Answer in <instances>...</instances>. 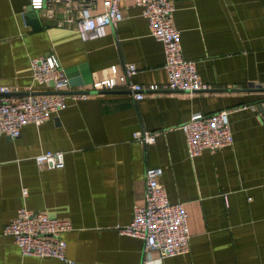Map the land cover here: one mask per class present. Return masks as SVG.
I'll list each match as a JSON object with an SVG mask.
<instances>
[{
    "label": "crops",
    "instance_id": "0c3cea01",
    "mask_svg": "<svg viewBox=\"0 0 264 264\" xmlns=\"http://www.w3.org/2000/svg\"><path fill=\"white\" fill-rule=\"evenodd\" d=\"M168 1L181 55L194 61L207 90L160 88L161 44L132 0H118L115 27L87 40L41 17L33 30L23 16L28 0H0V87L12 97L48 91L31 80L28 63L48 54L68 79L62 109L25 124L16 138L0 135V264H61L21 256L1 234L20 206L70 222L61 237L73 264H264V0ZM100 9L97 1L92 12ZM110 66L117 75L131 67L132 82L158 88L139 100L122 87L93 91L90 83ZM80 93L87 96L69 97ZM220 110L231 145L188 157L179 126L193 113ZM140 129L156 131L154 141L133 140ZM42 151H61L63 166L37 168L32 157ZM147 167L161 168L168 200L183 204L186 253L158 260L141 240L117 232L141 203Z\"/></svg>",
    "mask_w": 264,
    "mask_h": 264
},
{
    "label": "built area",
    "instance_id": "2783aa9c",
    "mask_svg": "<svg viewBox=\"0 0 264 264\" xmlns=\"http://www.w3.org/2000/svg\"><path fill=\"white\" fill-rule=\"evenodd\" d=\"M101 9L92 12L96 2ZM139 7L141 16L146 20L148 34L161 44L166 81L163 90L194 93L208 89L196 71L194 61L182 57L179 44V31L173 27V6L168 0H132ZM118 0H28V7L37 18L49 19L57 27L75 29L82 40L101 37L105 27L114 28L121 19L117 6ZM56 16H59L58 18ZM88 23L92 24L87 28ZM30 78L44 85L51 94H29L12 97L7 87H0V135L10 139L19 135L25 124L39 125L50 114L65 106V91L68 79L58 60L52 54L28 59ZM134 73L131 67H125L117 75L114 66L108 67V74L90 83L93 91L111 90L122 87L139 100L144 91H154L158 87H143L132 82L129 77ZM87 95H70L71 100L82 99ZM256 112L257 106H248ZM264 108V101L260 103ZM264 117V112H262ZM184 136L188 157H195L203 150H217L232 143L227 111L220 110L210 114L193 113L179 126ZM157 135L156 131L135 130L131 138L141 144H150ZM37 168L63 166L61 151H42L33 155ZM161 168L147 167L143 176L141 203H135L131 209V219L126 225L117 227L119 235L142 241L143 250H152L158 260L186 253L189 233L186 224V212L181 202H170L164 188L159 183ZM25 188L21 195L25 196ZM72 229L69 221L50 217L45 213L31 212L24 206L18 207L13 217L2 227L1 234L9 236L21 256L54 258L61 264H73L65 255V242L61 235Z\"/></svg>",
    "mask_w": 264,
    "mask_h": 264
},
{
    "label": "water",
    "instance_id": "95a60500",
    "mask_svg": "<svg viewBox=\"0 0 264 264\" xmlns=\"http://www.w3.org/2000/svg\"><path fill=\"white\" fill-rule=\"evenodd\" d=\"M23 16L25 18L26 24L29 25L31 29L35 30L40 28L36 13L33 10H31L29 7L24 11ZM51 93L53 92L43 91V92H30L29 94L42 95V94H51Z\"/></svg>",
    "mask_w": 264,
    "mask_h": 264
},
{
    "label": "clouds",
    "instance_id": "9594fccd",
    "mask_svg": "<svg viewBox=\"0 0 264 264\" xmlns=\"http://www.w3.org/2000/svg\"><path fill=\"white\" fill-rule=\"evenodd\" d=\"M86 27H87V28H91V27H92V24H91V23H88V24L86 25Z\"/></svg>",
    "mask_w": 264,
    "mask_h": 264
}]
</instances>
